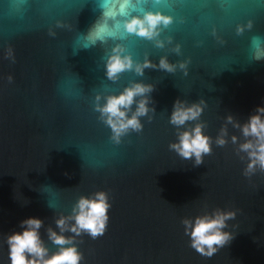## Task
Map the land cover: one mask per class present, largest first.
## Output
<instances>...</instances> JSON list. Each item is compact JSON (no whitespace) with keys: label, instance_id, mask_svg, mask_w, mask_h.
Returning <instances> with one entry per match:
<instances>
[{"label":"water","instance_id":"water-1","mask_svg":"<svg viewBox=\"0 0 264 264\" xmlns=\"http://www.w3.org/2000/svg\"><path fill=\"white\" fill-rule=\"evenodd\" d=\"M95 3L0 0V264H9L6 236L29 216L43 220L41 237L55 252L47 229L59 231L56 219L98 191L112 205L105 234L64 233L75 236L81 264H264V171L244 175L248 158L238 148L245 137L226 120L242 125L264 105V59H253L250 47L252 37L264 38V0H166L157 8L174 21L160 34L172 37L164 48L135 35L80 48L76 38L98 15ZM144 6L157 10L153 0ZM118 42L134 60L187 61L186 73L146 68L143 76L125 71L111 81L104 65ZM134 81L153 85L155 112L117 143L94 110L95 96ZM176 99L205 104L198 121L179 129L203 122L212 138L198 166L169 149L177 140L169 123ZM225 126L227 143L219 146ZM217 208L236 212L224 229L233 238L209 257L189 246L182 221Z\"/></svg>","mask_w":264,"mask_h":264},{"label":"clouds","instance_id":"clouds-1","mask_svg":"<svg viewBox=\"0 0 264 264\" xmlns=\"http://www.w3.org/2000/svg\"><path fill=\"white\" fill-rule=\"evenodd\" d=\"M145 3L146 0H96L95 10L98 15L87 31L77 36V46L86 49L109 40L124 41L130 35L154 41L157 48H164L166 42L171 44L172 37L169 36L166 40L159 38L163 29L174 21L172 15L165 14L157 8L161 5L166 6V0H153V7L157 8L155 11L146 10ZM244 27L237 26V33L243 32ZM246 27L251 29V21ZM250 47L253 59H264V38L252 37ZM172 51L179 55L180 45H175ZM6 56L12 57L11 49ZM104 67L106 77L111 81H117L120 74L125 71H133L137 76H143L146 68H158L169 73H174L179 68L186 73L187 61L171 63L167 56H162L156 64L147 54L143 61L134 60L128 47L118 42L108 53ZM152 91L153 85L134 81L118 94L95 96L94 110L100 113L99 118L111 128L112 139L115 142L118 143L120 137L129 130H141L140 117L150 111L155 112L154 107H149L152 102L150 97ZM133 104L135 109L132 107ZM204 107L203 100L189 104L176 99L169 117V123L177 127V140L169 144V149L184 159L194 157L196 166L203 162L204 155L211 153L212 138L204 134L203 122L183 131L179 129L188 121H198ZM226 120L233 127L239 128L245 137V142L239 144L238 148V151L246 153L248 158L244 175L249 176L257 168L264 171V105H257L255 112L250 114L242 125L234 121L231 115ZM227 135V127H222L215 143L223 146L227 143L225 139ZM237 139L236 136H232V143L235 144ZM111 207L105 191L95 192L91 196H81L70 215H61L56 219L59 231L51 227L47 229L48 240L59 246L51 253L39 231L43 220L35 216L22 219L19 222L21 231H14L5 238L9 264H81L83 254L74 243L75 236L82 233L93 239L103 236L109 224ZM235 215L236 212L233 210L217 208L210 214L197 216L194 220H183L185 235L189 237V246L201 255L212 256L218 247H222L233 238L232 234L225 232L224 229L227 227V221L234 219ZM65 232L74 233L75 236H65Z\"/></svg>","mask_w":264,"mask_h":264}]
</instances>
